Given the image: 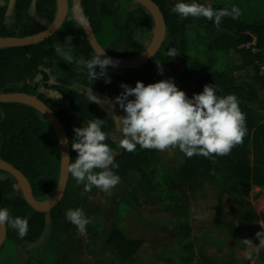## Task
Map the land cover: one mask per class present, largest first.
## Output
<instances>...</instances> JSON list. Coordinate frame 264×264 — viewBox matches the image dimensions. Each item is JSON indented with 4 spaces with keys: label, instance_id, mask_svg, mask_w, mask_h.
Returning a JSON list of instances; mask_svg holds the SVG:
<instances>
[{
    "label": "trees",
    "instance_id": "1",
    "mask_svg": "<svg viewBox=\"0 0 264 264\" xmlns=\"http://www.w3.org/2000/svg\"><path fill=\"white\" fill-rule=\"evenodd\" d=\"M69 1L72 6L73 0ZM154 1L165 15L167 36L160 51L143 66L149 65L145 74L126 78L121 73L127 70L108 67L110 83L103 77L90 80L87 69L81 70L75 61L90 60L97 53L86 32L74 20L72 9L65 24L47 40L0 49V93L27 92L51 107L67 129L72 161L78 155L72 149L74 128L84 127L96 118L104 121L102 130L109 133L105 143L115 153L117 167L113 171L120 176V183L126 181L128 193L120 196L95 187L86 192L84 185L77 184L70 174L63 200L50 212L41 213L29 204L17 178L0 170V209L7 208L13 218H27L29 223L23 239L7 225V239L0 250L9 243V246L13 244L16 249L32 255L46 246L61 253L64 264H92L100 260L104 248L110 247L115 254L111 264H146L140 257V250L147 238L129 236L120 221L131 209L135 208L139 213L144 207L140 201L141 193L134 188L143 189L144 184L150 183V172L162 175L158 168L161 151L137 145L138 152L135 153L120 146L123 135L116 113L118 116L125 113L114 103V98L123 91L122 83L135 87L137 81L147 86L172 80L189 98L201 93L207 84L215 85L218 96L235 95L240 109L246 114L248 131L243 144L233 148L229 155L187 157L179 172L171 178L172 185L164 189L162 182L167 192L163 202L170 204L167 209L172 217H180L175 226L166 223L164 227L171 237L169 245L180 248L182 264H251L253 260H258L256 264H264V250L258 254L253 251L248 256H239L234 248L212 252L208 234L199 237L190 219L191 195L199 191L202 180L213 183L218 189L213 221L226 229L227 234L236 236L239 234L237 222H251L246 198L251 195L253 186L264 188V72L260 66H264V19L246 21L243 7L233 4L241 9V16L238 19L224 17L217 29L214 20L181 18L171 12L178 0ZM196 2L208 5L202 0ZM233 5L209 4L216 10H230ZM57 6L58 0H0V37H27L46 31L52 20L36 12ZM82 10L100 44L115 57H137L153 40L155 19L147 7L135 0H83ZM138 34L151 36L142 44ZM69 36L72 37L70 45L66 39ZM254 37L258 41L257 54L245 47ZM200 42L206 43L207 48L199 50L197 44ZM57 44L66 45L62 46L63 51L73 56V63L69 64L56 52ZM171 50L178 55H170ZM234 57L240 61L237 69H232ZM235 70L244 72L245 77L238 76ZM96 71L100 72L99 66ZM89 88L96 96H106L113 104L107 107L101 101L100 104L90 103L86 95ZM1 105L4 117H0V159L14 162L16 158L26 156L27 161L17 166L30 180L35 198L47 202L55 196L61 178L62 150L57 132L49 119L34 107L16 102ZM135 177L137 179L130 183ZM152 190V186H147L142 193L145 204L152 201ZM225 194L230 197L232 219L224 216ZM77 208L91 220L86 226V236L79 235L77 227L66 218L67 210ZM102 217L107 218L109 230L95 228V221Z\"/></svg>",
    "mask_w": 264,
    "mask_h": 264
},
{
    "label": "clouds",
    "instance_id": "2",
    "mask_svg": "<svg viewBox=\"0 0 264 264\" xmlns=\"http://www.w3.org/2000/svg\"><path fill=\"white\" fill-rule=\"evenodd\" d=\"M181 18H206L214 20L219 29L224 17L238 19L241 9L233 5L228 8L216 10L209 5L198 3L196 0L188 3L178 0L170 9ZM71 44L72 37L66 38ZM57 44L56 52L71 64L73 56L66 54L63 47ZM170 55L178 54L171 50ZM102 56L104 58H102ZM83 70L88 71L90 80L105 78L106 83L111 80L107 76L108 67H118L119 61L107 57L105 52H98L90 60L79 59L75 61ZM97 66L100 72L96 71ZM121 94L114 98L125 113L119 116L118 123L123 138L120 146L134 152L139 145L143 149L158 150L161 152L178 148L188 158L201 155L206 158L213 156H226L233 148L242 145L247 135L246 114L239 106L235 95L218 96L215 85L207 84L199 94L189 98L185 91L180 90L172 80H161L149 83L137 81L135 87L122 83ZM90 103L100 104V99L93 93V89L86 90ZM134 97V99H129ZM104 121L96 118L88 121L84 127L74 128L75 138L72 149L77 152L74 161L70 160L67 170L77 184H83L86 192L95 187L102 192L111 191L120 183V176L115 174V153L105 143L109 133L102 130ZM98 170V171H97ZM66 218L78 229V234L87 235L86 226L91 220L86 217L82 209H69ZM10 225L23 239L29 228L27 218H13L7 208L0 209V226ZM259 245L264 247V235L257 233ZM251 240L245 239V244Z\"/></svg>",
    "mask_w": 264,
    "mask_h": 264
},
{
    "label": "rangeland",
    "instance_id": "3",
    "mask_svg": "<svg viewBox=\"0 0 264 264\" xmlns=\"http://www.w3.org/2000/svg\"><path fill=\"white\" fill-rule=\"evenodd\" d=\"M209 2H214L217 5V0H209ZM242 4L250 2L247 0H240ZM219 3V2H218ZM261 3V4H260ZM261 9L259 12L251 8L248 15V21H260L261 18L264 19V0H260ZM229 4V1L224 2L223 5ZM252 3H250L251 5ZM40 16L47 15L48 18H54L56 11L53 10V7H49L44 11L36 12ZM255 20V21H254ZM150 36L145 34H138L139 40L142 44L147 43L146 41L150 39ZM199 50H204L207 48L206 43L197 44ZM258 51L253 52L257 54ZM238 57H234L232 69H237L239 60ZM261 72H264V66L260 65ZM147 67L131 69L132 71H123L121 74L126 78L135 77L139 74H145ZM236 71V70H235ZM249 72H252V69H248ZM238 76H244V72H236ZM254 79V78H252ZM251 81V79H249ZM251 82H248L250 84ZM103 106H110L113 103H109L106 96L97 95ZM191 98V97H190ZM258 110V109H257ZM260 113L261 111L258 110ZM0 115H1V105H0ZM117 119L119 118L118 113H116ZM138 152L137 148L134 151ZM187 156L182 153L178 148L160 152V160L158 163V168L162 172V175L159 173L152 174L151 182L144 184L143 189L134 188L138 193H141L142 197L140 201L143 202L144 207L137 212V209L133 208L128 211L120 221V225L124 228L126 233L129 236H141L147 238V241L140 250V257L143 259L146 264H182V260L179 255L180 248L169 245V240L171 239L170 235L164 231L166 223L171 226H175L180 219V217H172L171 213L167 209L169 203L163 202L164 194L167 192L164 191L166 186H170L171 178L175 176L182 165L185 163ZM27 161L26 156H20L16 158L15 162L17 165L23 164ZM137 178H133L130 183H133ZM125 180L118 184L112 192L120 196H126L127 186L125 187ZM144 182L145 179H144ZM164 182V189L163 184ZM170 183V184H169ZM147 186H152L151 200L150 204H145L144 202V193L147 190ZM155 186L157 187L155 189ZM125 187V188H124ZM218 189L213 183L206 182L202 180L200 184V189L198 192H195L191 195V223L195 229V233L199 237H204L205 234L209 236V246L212 252H226L229 249H236L239 256H248L251 252L255 251L257 254L264 250V247L259 245L257 242V233H262L264 235V188L253 186L251 195L246 198L247 210L249 213V218L251 222L248 224H242L237 222L236 231L239 232L236 236L229 235L226 232V229L220 228L213 221V218L216 215V208L218 206ZM112 194V193H111ZM224 216L230 219L234 218V215L231 212L230 207V197L228 194L224 195ZM122 210H126L125 207H122ZM256 216V217H255ZM101 217V216H100ZM96 218L94 219V221ZM95 228L99 231L109 230L110 225L107 221V218H101L100 220L95 221ZM254 226L257 227L254 230ZM257 232V233H256ZM251 240L250 243L245 244L243 240ZM9 243H6L5 246L0 250V264H64L63 256L61 253L54 249H47L46 246H43L40 250L34 252V254L27 255L22 250L16 249V246ZM200 243L197 244L199 248ZM222 249V250H221ZM115 254L110 247L104 248V253L101 255L100 260L92 264H111L115 259ZM94 260V259H93ZM258 260H253L251 264H256ZM145 264V263H144Z\"/></svg>",
    "mask_w": 264,
    "mask_h": 264
},
{
    "label": "water",
    "instance_id": "4",
    "mask_svg": "<svg viewBox=\"0 0 264 264\" xmlns=\"http://www.w3.org/2000/svg\"><path fill=\"white\" fill-rule=\"evenodd\" d=\"M135 1L147 7L151 11L156 22L155 35L152 44L143 54H141L138 57L132 59H121L110 54L103 48V46L100 44L95 34V31L91 23L84 15V12L82 10L83 0H73L72 6H70L69 0H58V15L53 25L47 31L27 37H15V36L0 37V48L11 47V46H27V45H33L36 43L43 42L62 27L63 23L65 22L68 16V12L70 13V10L72 9L74 20L86 32L88 40L91 46L93 47V49L96 51V53L105 52L107 57L112 58L114 61H119V65L116 68L122 70L136 69L142 67L143 65L148 63L161 49V46L166 38L167 25H166L165 16L161 8L154 0H135ZM102 58L104 57L102 56ZM11 102L23 103L41 111L53 124L57 132L61 144L62 157L64 155H67L71 160V145L67 131L64 127L63 122L57 116V114L51 109V107H49L39 97L26 92L0 93V103H11ZM67 156H65V158L62 159L61 178H60V184L58 190L55 196L47 202H40L35 198L33 187L31 185L30 180L18 166L12 164L11 162H7L0 159V170L8 171L17 178V180L19 181L22 187V190L24 192L27 201L36 211L41 213H47L53 210L56 206H58L65 196L68 183L70 180V173L67 170V165L70 161ZM7 234H8L7 225L0 226V248L6 241Z\"/></svg>",
    "mask_w": 264,
    "mask_h": 264
},
{
    "label": "crops",
    "instance_id": "5",
    "mask_svg": "<svg viewBox=\"0 0 264 264\" xmlns=\"http://www.w3.org/2000/svg\"><path fill=\"white\" fill-rule=\"evenodd\" d=\"M202 1H204L206 4H211V3H214V2H209V0H202ZM226 1H229V4H227V5H233V4H236V5H238V6H240V7H243V9H244V12H245V14H244V19L246 20V21H248L249 19L247 18L248 17V15H249V13H250V10H251V8H254V10H256L257 12H259L260 11V9H261V6H260V0H247V1H250V2H248V3H246V5L245 4H242L241 2H239L240 0H217V5L218 6H220V5H223L224 4V2H226ZM219 2V3H218ZM250 3H252L251 5H250ZM260 3V4H259ZM53 10L54 11H56V15H55V17L54 18H52V17H49V19L50 20H52V25H53V23H54V20H55V18L57 17V15H58V6L57 7H53ZM255 21V20H254ZM249 22H252V21H249ZM51 25V26H52ZM236 72H240V71H237L236 70ZM27 93V92H26ZM30 94V93H29ZM33 95V94H32Z\"/></svg>",
    "mask_w": 264,
    "mask_h": 264
},
{
    "label": "bare ground",
    "instance_id": "6",
    "mask_svg": "<svg viewBox=\"0 0 264 264\" xmlns=\"http://www.w3.org/2000/svg\"><path fill=\"white\" fill-rule=\"evenodd\" d=\"M160 7V6H159ZM162 10V9H161ZM163 12V11H162ZM164 14V13H163ZM68 16H69V12H68ZM68 16H67V18H68ZM165 16V15H164ZM67 18H66V20H67ZM56 19V18H55ZM66 20H65V22H66ZM165 20H166V18H165ZM55 21V20H54ZM65 22L63 23V25L65 24ZM62 25V26H63ZM166 25H167V23H166ZM48 30V29H47ZM46 30V31H47ZM45 32V31H44ZM42 33V32H41ZM38 34H40V33H38ZM154 35H155V32H154ZM52 36V35H51ZM50 36V37H51ZM166 36H167V34H166ZM5 37H7V36H5ZM50 37H48V38H50ZM47 38V39H48ZM154 38V37H153ZM46 39V40H47ZM166 39V38H165ZM45 41V40H44ZM153 41V40H152ZM164 42H165V40H164ZM164 42H163V44H164ZM151 44H152V42H151ZM150 44V45H151ZM163 44H162V46H161V48L163 47ZM11 47H20V46H11ZM150 47V46H149ZM148 47V48H149ZM245 47L246 48H248L249 50H251L252 52H255V51H258L259 50V48H258V41H257V38L256 37H254V40H252L250 43H247L246 45H245ZM3 48H8V47H3ZM104 48V47H103ZM147 48V49H148ZM0 49H2V48H0ZM105 49V48H104ZM106 50V49H105ZM160 51V50H159ZM158 51V52H159ZM144 53V52H143ZM142 53V54H143ZM140 56V55H139ZM138 57V56H137ZM135 58V57H134ZM147 64V63H146ZM145 64V65H146ZM144 66V65H143ZM140 68V67H139ZM130 70V69H129ZM18 92H21L22 93V91H18ZM18 92H12V93H18ZM2 103H0V105H1ZM3 106L1 105V115H0V117H4V113H3ZM64 127H65V125H64ZM65 129H66V127H65ZM66 131H67V129H66ZM67 134H68V132H67ZM69 137V136H68ZM16 160V159H15ZM12 164H14V165H16L17 166V163L14 161V162H11Z\"/></svg>",
    "mask_w": 264,
    "mask_h": 264
}]
</instances>
